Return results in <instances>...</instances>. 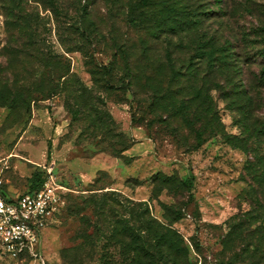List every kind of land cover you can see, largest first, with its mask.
<instances>
[{
  "label": "rangeland",
  "instance_id": "374dc122",
  "mask_svg": "<svg viewBox=\"0 0 264 264\" xmlns=\"http://www.w3.org/2000/svg\"><path fill=\"white\" fill-rule=\"evenodd\" d=\"M49 169L48 264H264V0H0V178Z\"/></svg>",
  "mask_w": 264,
  "mask_h": 264
},
{
  "label": "built area",
  "instance_id": "2783aa9c",
  "mask_svg": "<svg viewBox=\"0 0 264 264\" xmlns=\"http://www.w3.org/2000/svg\"><path fill=\"white\" fill-rule=\"evenodd\" d=\"M69 190L50 169L41 186L33 191L10 192L0 178V253L29 264H48L36 246L42 242L44 230L61 213Z\"/></svg>",
  "mask_w": 264,
  "mask_h": 264
},
{
  "label": "trees",
  "instance_id": "16d2710c",
  "mask_svg": "<svg viewBox=\"0 0 264 264\" xmlns=\"http://www.w3.org/2000/svg\"><path fill=\"white\" fill-rule=\"evenodd\" d=\"M142 1V5L143 6H150L152 5V1L153 0H141ZM136 11V12H134ZM131 12H134L135 14L131 15V21L133 23H136L137 21H139V19L143 18V20L145 19V17L150 16L153 26L156 28H163V26H167L169 28H173L172 26V22L173 21H177L176 25H178V27L181 25V23L185 20H183V14L181 12L178 13V10L174 7H172L170 5L169 2L163 3V5L158 8V9H154V10H149V11H145L144 12L142 10H139V14L138 10H134ZM144 14V15H143ZM51 145V144H50ZM50 148V146H49ZM48 155H50V151L48 152ZM46 175V170H34L32 172V175L30 176V180L28 183V187L27 189L29 191H33L36 190L37 188H39L41 186V184L44 181V176ZM192 179V178H191ZM191 179H187L185 181V183L188 185L189 188H191L193 186V182ZM238 228H235V230L233 231L236 232Z\"/></svg>",
  "mask_w": 264,
  "mask_h": 264
}]
</instances>
